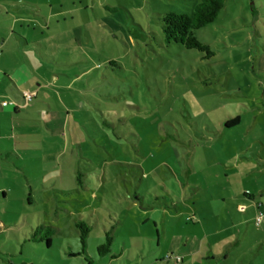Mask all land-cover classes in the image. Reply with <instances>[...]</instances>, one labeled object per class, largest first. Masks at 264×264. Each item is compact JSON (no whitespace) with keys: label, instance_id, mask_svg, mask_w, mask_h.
<instances>
[{"label":"rangeland","instance_id":"obj_1","mask_svg":"<svg viewBox=\"0 0 264 264\" xmlns=\"http://www.w3.org/2000/svg\"><path fill=\"white\" fill-rule=\"evenodd\" d=\"M199 2L0 0V33L20 32L10 31L16 14L30 17L33 26L23 34L30 43L33 34L47 42L41 50L55 58L54 74L65 75L60 80L67 86L64 102H51V127L37 124L46 143L37 134L25 145L32 150L26 159H16L25 191L16 190V201L1 208L8 222H19L0 238L6 253L14 244L16 264H108L111 258L100 260L96 247L111 228L114 249L123 253L112 264H177L179 256L165 253L169 241L156 248L155 223L167 217L172 231L171 202L182 212L183 200L195 199L188 185L206 180L213 154L256 152L251 139H237L251 120L244 106L264 99V0H224L215 22L196 31L212 55L164 40L159 16L192 14ZM29 4L40 5L47 25L35 20ZM237 114L244 124L224 133V121ZM222 135L237 138L232 150ZM79 221L91 230L85 256L79 255ZM29 225L59 229L48 255L31 249V234L23 230Z\"/></svg>","mask_w":264,"mask_h":264},{"label":"crops","instance_id":"obj_2","mask_svg":"<svg viewBox=\"0 0 264 264\" xmlns=\"http://www.w3.org/2000/svg\"><path fill=\"white\" fill-rule=\"evenodd\" d=\"M29 6L32 9L30 14L35 16V20L39 24L47 25V18L40 5L29 4ZM53 8V5L49 6V9ZM60 8H58V14H61ZM40 17L44 22L38 19ZM28 18L30 17L21 19V15L16 14V24L10 27V31H15V28L16 31L17 28L20 29V32L12 34L15 35V39L11 38L12 35L0 33L1 239L7 227L16 226L19 223L18 221L8 222L5 216L7 212L1 208H7L11 202L16 201V190L23 192L26 189L25 185L20 183V179L16 178L18 176L16 175V159H26L24 155L32 150L25 145L29 146L30 141L37 138V134L40 135L39 140L43 144L46 143L47 132L43 126L37 124L42 120L45 128L51 127L47 121V117H50L53 111L51 102L54 101L59 106L58 98L63 101L61 90L67 87L60 80V77L65 75L54 74V70L57 69L52 67L51 62L56 64L55 58L48 56L46 50H41L48 48L47 42L27 32L33 39L36 38L30 43L26 34H23L33 26L34 21ZM61 63L58 62V64ZM24 94L32 95V100L25 102ZM3 102L8 103V106L3 107L1 105ZM244 108L245 113L251 112V120L245 123L248 124L245 133H240L239 138H236L237 144L251 139V143L257 145L256 152L250 154L243 152L237 155L229 152L226 158L222 152L218 155L213 154L210 157L211 165L205 171L206 180L201 182L197 180L199 183L188 185L195 190V199L189 202V199L185 198L183 200L185 210L182 212L178 204L171 202V207L175 210V212L170 211L172 231L168 234L167 217L154 225L157 228L156 248L164 249L162 240L169 241L171 244L165 252L166 255L171 252V255L179 256L182 264H264V223L259 226L254 223L259 213L264 214V99L263 103L256 101V105H245ZM236 116L240 118L239 124L233 128H226L224 124L228 120L224 121V133L235 131V128L244 124L242 115L237 114L232 118ZM220 137L225 141L226 147L232 150V144L236 139H232L229 135ZM43 156L45 158L46 154ZM232 161L236 163L232 164ZM20 170L18 168L17 172ZM184 187V185L181 186L183 197L188 193V190L184 191ZM31 201V194H29L27 202L31 203ZM10 215L16 219V213L10 212ZM145 223L147 225V222ZM39 224H41L40 220H38ZM25 229H28L31 234L34 226L29 225L23 230ZM55 229V232L59 231ZM23 235L28 240V235L26 233ZM113 235L116 240L115 231ZM30 242L34 253L43 250L48 255V250L52 247L51 245L47 248L41 245L44 243H35L31 240ZM9 243L12 249L10 254L4 252V246L7 245L0 241V264H16V248L12 242L9 241ZM79 252L80 255L81 249ZM85 255L87 254L83 256ZM122 255L120 249H114L112 246L111 254L100 260L109 257L111 259L108 264H112ZM83 261L90 264L86 260Z\"/></svg>","mask_w":264,"mask_h":264},{"label":"trees","instance_id":"obj_3","mask_svg":"<svg viewBox=\"0 0 264 264\" xmlns=\"http://www.w3.org/2000/svg\"><path fill=\"white\" fill-rule=\"evenodd\" d=\"M223 8L224 0H200L192 14L170 12L159 16L165 42L180 45L186 50L206 51L207 55H212L209 46L198 39L196 31L214 23ZM239 121L240 118L236 116L225 122L224 127L233 128L239 124ZM83 175L80 171L78 172L77 181L79 183H81ZM75 225L79 236L81 254L84 255L91 231L90 226L84 221H79ZM112 230L111 228L104 233V242L96 247L99 258L111 254L115 240ZM55 231L56 229L51 226H38L32 231L30 240L35 243H44L47 248H50Z\"/></svg>","mask_w":264,"mask_h":264},{"label":"built area","instance_id":"obj_4","mask_svg":"<svg viewBox=\"0 0 264 264\" xmlns=\"http://www.w3.org/2000/svg\"><path fill=\"white\" fill-rule=\"evenodd\" d=\"M0 53H1V48H0ZM24 100H25V102H29V101H31V100H32V95H30V94H24ZM1 105H2L3 107H6V106H8V103L3 102V103H1ZM254 221H255V224H256L257 226H259V225H261L262 223H264V214L259 213V214L255 217ZM176 263H177V264H182V263H181V259L176 260Z\"/></svg>","mask_w":264,"mask_h":264}]
</instances>
